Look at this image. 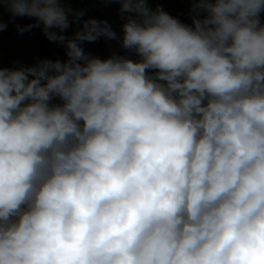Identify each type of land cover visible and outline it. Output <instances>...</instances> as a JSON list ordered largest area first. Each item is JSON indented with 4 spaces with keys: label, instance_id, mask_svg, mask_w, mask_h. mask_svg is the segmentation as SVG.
Instances as JSON below:
<instances>
[{
    "label": "clouds",
    "instance_id": "9594fccd",
    "mask_svg": "<svg viewBox=\"0 0 264 264\" xmlns=\"http://www.w3.org/2000/svg\"><path fill=\"white\" fill-rule=\"evenodd\" d=\"M106 2L119 36L0 0L67 57L0 67V264H264V0ZM102 37L124 54L85 52Z\"/></svg>",
    "mask_w": 264,
    "mask_h": 264
},
{
    "label": "crops",
    "instance_id": "0c3cea01",
    "mask_svg": "<svg viewBox=\"0 0 264 264\" xmlns=\"http://www.w3.org/2000/svg\"><path fill=\"white\" fill-rule=\"evenodd\" d=\"M65 2L68 7L83 9L85 15L82 19L106 20L113 30L117 32L118 36L121 35L123 20L119 12V3H108L106 0H65ZM148 3L150 8L162 7L170 15L182 22L191 23L189 0H148ZM24 18L16 17L12 20L7 10L0 8V19L7 24V28L0 31V67L31 66L36 62L37 58L52 60H64L67 58L66 54L61 53L40 55L33 45L34 36L18 34L16 31L15 24H19ZM261 18L264 20V14H262ZM77 28L78 25H71L65 34L71 35ZM51 44L54 43L51 42ZM113 52L124 54V50L120 47L118 41L106 40L103 37L94 43L90 42V47L88 48L89 54L101 59L109 57ZM130 58L137 59L135 55H130Z\"/></svg>",
    "mask_w": 264,
    "mask_h": 264
},
{
    "label": "water",
    "instance_id": "95a60500",
    "mask_svg": "<svg viewBox=\"0 0 264 264\" xmlns=\"http://www.w3.org/2000/svg\"><path fill=\"white\" fill-rule=\"evenodd\" d=\"M34 23L33 18H24L19 24L20 25H27ZM23 35L34 36V48L40 55H48L52 53H61L65 54L66 50L64 46L59 44H51V42L43 35L40 28H33L31 31L22 33ZM85 52L88 53V47L86 42L82 45Z\"/></svg>",
    "mask_w": 264,
    "mask_h": 264
},
{
    "label": "built area",
    "instance_id": "2783aa9c",
    "mask_svg": "<svg viewBox=\"0 0 264 264\" xmlns=\"http://www.w3.org/2000/svg\"><path fill=\"white\" fill-rule=\"evenodd\" d=\"M86 45H87V47L89 48L90 47V42H86ZM95 49V48H94ZM96 51H97V49H96ZM99 56V55H98Z\"/></svg>",
    "mask_w": 264,
    "mask_h": 264
}]
</instances>
